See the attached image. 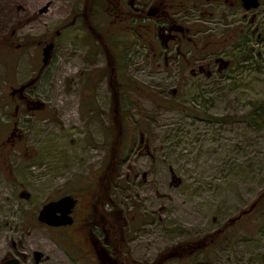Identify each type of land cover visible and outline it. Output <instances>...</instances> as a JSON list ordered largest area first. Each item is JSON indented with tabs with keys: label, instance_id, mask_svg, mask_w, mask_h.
Segmentation results:
<instances>
[{
	"label": "rangeland",
	"instance_id": "obj_1",
	"mask_svg": "<svg viewBox=\"0 0 264 264\" xmlns=\"http://www.w3.org/2000/svg\"><path fill=\"white\" fill-rule=\"evenodd\" d=\"M260 2L188 8L176 40L154 16L140 35L86 0H0V264L90 263L85 231L36 217L66 194L76 226L99 216L111 145L105 209L123 214L131 259L264 264Z\"/></svg>",
	"mask_w": 264,
	"mask_h": 264
},
{
	"label": "flooded vegetation",
	"instance_id": "obj_2",
	"mask_svg": "<svg viewBox=\"0 0 264 264\" xmlns=\"http://www.w3.org/2000/svg\"><path fill=\"white\" fill-rule=\"evenodd\" d=\"M110 1H111L110 2L111 7H109V9L112 10L111 13L115 14V16H117V18L121 20V23H123L124 20L126 21L130 20L131 21L130 23H134L135 32H139L140 35H142V33L144 32H141L143 30L140 28L141 30L140 31L137 26L143 24L145 22L144 19L154 16L153 18L157 20L155 21L156 22L155 25L157 26V23L160 22L162 24L161 26H169L167 30L171 31L170 36L172 38H176V40L178 38L183 37L185 29L183 31L182 29L183 27L176 24L177 18L174 17L175 14L184 12L186 9L191 7L201 6L203 3L206 2L215 3V4H224V3L234 4L236 2L239 4L240 2V0H152L150 2H140V3L138 0H110ZM137 4H140V7H137L136 6ZM137 21L139 22V25L137 24ZM123 25L126 26V22ZM172 28L174 30L176 29V31H172ZM124 29H126V27H124ZM97 183L99 184V182ZM70 195L76 199V204L71 215L73 219V223L67 226H58V227L47 226V227L59 228V229L76 227V229L79 228L85 231L87 235L84 236H86V239L88 240L86 244L88 256L85 257L86 258L89 257L90 260L89 264H133L131 262H127L124 258L120 260L113 255L108 240L105 238L104 240L101 239L103 233L100 225L95 224V226L92 227L93 231L86 228L85 226L88 225L86 223L83 224V222L82 224L76 226L77 224L76 208L80 204V200L78 196H74L72 194ZM98 197L99 196L96 195L97 202H100L102 206L108 203L103 199L99 200ZM95 236H97V239L95 238Z\"/></svg>",
	"mask_w": 264,
	"mask_h": 264
},
{
	"label": "trees",
	"instance_id": "obj_3",
	"mask_svg": "<svg viewBox=\"0 0 264 264\" xmlns=\"http://www.w3.org/2000/svg\"><path fill=\"white\" fill-rule=\"evenodd\" d=\"M110 2H111L110 0H86V7L91 12V14L94 12L99 14L101 13L100 10L104 9L108 11V13L112 15V17L117 18L115 14L111 13L112 10L109 9V7H111ZM116 20H118V18ZM87 23L90 24V19L87 20ZM89 26H90L89 29L91 30L94 36L105 35V34H100V32H96L92 28L91 25ZM127 80L130 81V83L129 82L126 83L128 88L129 86H131L134 89V85H136L137 82L135 80L131 81L129 78H127ZM138 90L140 89H135V91L137 92ZM117 133H119L118 128H117ZM115 154H116L115 146L113 145L112 147L111 145L108 163H106L105 169L99 175V184L101 183V188L98 189L97 195L99 196L98 197L99 200L103 199L106 202L109 201V198H107L108 197L107 190H106L107 188L104 187L103 184L106 183V181L109 182L108 178L106 177L108 175V172L110 171V174H111L115 170L113 169L115 167L114 165L115 159H116ZM259 198L264 200V189L261 191ZM104 208H105V205L102 206L101 204V207L99 208V212H100L99 216L95 215L94 213L87 215L85 219L86 224L89 225L90 227H93L94 224L100 225L102 233H103L102 238H105L108 240V242L110 243V248L114 256H116L120 260L124 258L127 262H131L133 264H139L135 260L131 259V257L129 256L127 241H126V237L124 234L126 232L124 228L126 223H125V220H122V218L124 217L123 214H120L119 212L111 213L110 211ZM178 254H180V252L177 249V247H173L172 249H168L167 251H165L164 254L160 256L161 258L165 259L169 257L174 258V256H177ZM160 256H158L157 260H159Z\"/></svg>",
	"mask_w": 264,
	"mask_h": 264
},
{
	"label": "water",
	"instance_id": "obj_4",
	"mask_svg": "<svg viewBox=\"0 0 264 264\" xmlns=\"http://www.w3.org/2000/svg\"><path fill=\"white\" fill-rule=\"evenodd\" d=\"M245 10L256 9L260 6V0H240ZM76 199L71 195H65L53 201H49L40 209L37 220L47 226L58 227L67 226L73 223L72 211L75 207ZM1 264H20L15 259H7Z\"/></svg>",
	"mask_w": 264,
	"mask_h": 264
},
{
	"label": "bare ground",
	"instance_id": "obj_5",
	"mask_svg": "<svg viewBox=\"0 0 264 264\" xmlns=\"http://www.w3.org/2000/svg\"><path fill=\"white\" fill-rule=\"evenodd\" d=\"M67 102H70V101H67ZM65 104V102L63 103V105ZM65 113H67V111L65 112Z\"/></svg>",
	"mask_w": 264,
	"mask_h": 264
}]
</instances>
